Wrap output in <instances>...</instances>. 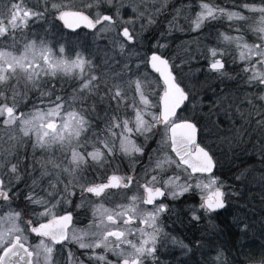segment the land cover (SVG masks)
Segmentation results:
<instances>
[{"label":"snow or ice","instance_id":"snow-or-ice-1","mask_svg":"<svg viewBox=\"0 0 264 264\" xmlns=\"http://www.w3.org/2000/svg\"><path fill=\"white\" fill-rule=\"evenodd\" d=\"M245 157L264 0H0V264H264Z\"/></svg>","mask_w":264,"mask_h":264},{"label":"rangeland","instance_id":"rangeland-1","mask_svg":"<svg viewBox=\"0 0 264 264\" xmlns=\"http://www.w3.org/2000/svg\"><path fill=\"white\" fill-rule=\"evenodd\" d=\"M216 2L217 3H220V2H223V3H227V4H231V2H232V0H216ZM49 19H51V17H49ZM48 25L47 24H45L44 25V27H47ZM37 30H39V31H43V28L40 26V25H37ZM220 30L221 31H226L227 30V21H221V23H220ZM215 33H213V35H214ZM231 34H235V33H231ZM195 36V33H193L192 34V36H190V37H185V40L187 41V42H189V43H191V45H192V50H193V53H195V48H196V44L195 43H193L192 42V38ZM72 37H69V39H71ZM208 41H205V40H203V39H201L200 40V43L201 44H204V43H207ZM179 43V42H178ZM196 67H197V65L195 64V63H193V71H195V69H196ZM186 71H187V68L185 69ZM213 135V134H212ZM208 139L210 140V141H214L215 139H214V136H213V138H211V132H209L208 133ZM264 172V171H263ZM256 174L257 175H261L260 174V171H256ZM255 173L254 172H252V176L250 177V179H252L253 181H257V180H259V177L257 178V180L255 179ZM253 186H255V184L253 185ZM81 227H82V225H80ZM259 236H256V237H254L253 239H260V238H258ZM74 247V250H75V246H73ZM172 251H173V253L175 254V256L177 257V258H179L180 257V250L177 248V249H172ZM109 258L110 259H112V257L111 256H109ZM162 259H168V260H171L172 259V257L171 256H168V257H162Z\"/></svg>","mask_w":264,"mask_h":264},{"label":"trees","instance_id":"trees-1","mask_svg":"<svg viewBox=\"0 0 264 264\" xmlns=\"http://www.w3.org/2000/svg\"><path fill=\"white\" fill-rule=\"evenodd\" d=\"M212 134H213V132H211V138H213V136H214V139H215V135L214 134L212 135ZM249 165L252 167V172L255 173L254 177H255L256 180H257L258 177L260 178V176L262 174H264V172H263L264 171V165H261V163L259 162L258 157H254V158L245 157V166H249ZM233 171H235V169H233ZM256 171L257 172L260 171L261 175H257ZM230 175H231V173H229L228 166L226 164L225 169H224V178H228ZM258 238H260V239L259 240L258 239H253L255 245H257V246L259 244H261V243H264V238H261V237H258Z\"/></svg>","mask_w":264,"mask_h":264},{"label":"flooded vegetation","instance_id":"flooded-vegetation-1","mask_svg":"<svg viewBox=\"0 0 264 264\" xmlns=\"http://www.w3.org/2000/svg\"><path fill=\"white\" fill-rule=\"evenodd\" d=\"M73 251H75V250H74V247H73Z\"/></svg>","mask_w":264,"mask_h":264}]
</instances>
